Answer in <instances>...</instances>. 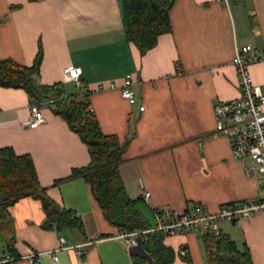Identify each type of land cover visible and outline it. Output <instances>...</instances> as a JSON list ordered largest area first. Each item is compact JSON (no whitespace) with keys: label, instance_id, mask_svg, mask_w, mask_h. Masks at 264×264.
Returning a JSON list of instances; mask_svg holds the SVG:
<instances>
[{"label":"crops","instance_id":"obj_1","mask_svg":"<svg viewBox=\"0 0 264 264\" xmlns=\"http://www.w3.org/2000/svg\"><path fill=\"white\" fill-rule=\"evenodd\" d=\"M169 16L171 31L141 55L125 39L123 0H0V60L30 67L40 50L41 85L58 84L65 96L89 92L102 133L126 143L119 173L151 224L155 213L164 217L194 205L214 213L264 197L256 166L232 156L213 117L216 104L239 96L235 49L264 45V0H175ZM70 65L81 68L80 87L64 75ZM250 74L264 92V62ZM128 76L133 105L121 95ZM29 104L24 90L0 87V148L31 156L47 196L74 211L83 230L45 228L40 202L20 199L8 209L19 255L14 264H132L133 255L151 263L142 243L124 251L120 231L106 221L83 179L58 182L88 165L87 148L48 104L42 106L46 121L29 128ZM218 228L238 249H248L253 264H264V211ZM205 235L215 237H164L174 252L171 264H207Z\"/></svg>","mask_w":264,"mask_h":264},{"label":"trees","instance_id":"obj_2","mask_svg":"<svg viewBox=\"0 0 264 264\" xmlns=\"http://www.w3.org/2000/svg\"><path fill=\"white\" fill-rule=\"evenodd\" d=\"M174 1L123 0L125 39L141 55L151 50L161 35L171 31L169 12ZM41 60L40 50L30 67L12 60H0V87L24 90L30 102L52 100L49 105L52 112L64 120L86 146L90 158L88 165L73 169L66 179L58 182L83 179L106 221L120 232L148 229L153 224L139 208L142 200H132L127 196L119 173L126 143L121 145L116 136L102 133L90 106L89 92L65 96L58 84L41 85L38 82ZM23 198L40 202L45 215L43 227L83 230L81 218L74 211L60 208L47 196L46 189L38 181L31 156L17 155L11 147L0 148V254L4 260L0 264H14L18 259L14 224L8 209ZM157 214L153 215L154 221ZM164 237L161 232L147 234L141 245L151 263L147 258L133 255L132 264H171L174 252L164 245ZM202 243L207 264H253L248 249H238L225 236L205 235ZM184 260L190 263L188 255Z\"/></svg>","mask_w":264,"mask_h":264},{"label":"built area","instance_id":"obj_3","mask_svg":"<svg viewBox=\"0 0 264 264\" xmlns=\"http://www.w3.org/2000/svg\"><path fill=\"white\" fill-rule=\"evenodd\" d=\"M264 62V45L253 47L245 45L235 49L232 65L237 73V85L239 96L230 101L220 102L214 106L213 117L215 130L224 135L230 144L232 156L239 161H249L257 169V185L264 190V92L256 85L250 74V67ZM64 75L68 81L81 86L79 77L81 68L67 66ZM109 88H115V83H109ZM130 77L124 82L121 95L130 104L136 102L133 93L129 89ZM52 100L44 103L30 102V116L27 125L35 129L45 121L43 104L51 105ZM143 110V107H140ZM150 193L145 192L143 199L149 200ZM260 211H264V197L258 201H247L224 204L212 213L200 205H194L183 213H170L163 217L157 214L154 224L146 230L136 232H119L118 239L126 253L133 247L138 246L145 240L146 235L161 232L165 237H172L182 233L213 234L220 235L218 224L224 221H247ZM64 242V239H60ZM56 253L58 250L55 251ZM52 259L57 261L56 253ZM0 263L4 262L1 260ZM33 258H30L32 262Z\"/></svg>","mask_w":264,"mask_h":264},{"label":"rangeland","instance_id":"obj_4","mask_svg":"<svg viewBox=\"0 0 264 264\" xmlns=\"http://www.w3.org/2000/svg\"><path fill=\"white\" fill-rule=\"evenodd\" d=\"M50 109H51V107H50Z\"/></svg>","mask_w":264,"mask_h":264},{"label":"water","instance_id":"obj_5","mask_svg":"<svg viewBox=\"0 0 264 264\" xmlns=\"http://www.w3.org/2000/svg\"><path fill=\"white\" fill-rule=\"evenodd\" d=\"M139 246H141V245H139Z\"/></svg>","mask_w":264,"mask_h":264}]
</instances>
